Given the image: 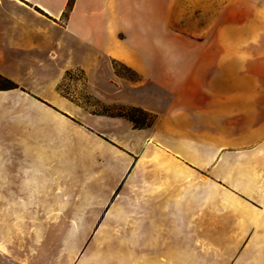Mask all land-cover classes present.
Instances as JSON below:
<instances>
[{
    "label": "rangeland",
    "instance_id": "1",
    "mask_svg": "<svg viewBox=\"0 0 264 264\" xmlns=\"http://www.w3.org/2000/svg\"><path fill=\"white\" fill-rule=\"evenodd\" d=\"M183 13L184 30L170 32L171 50L204 47L210 54L214 48L243 47L250 74L264 79V0H183ZM201 15L212 22L199 23ZM241 29L242 36L236 33ZM172 30L177 26L170 24ZM125 37L121 32L120 39ZM95 54L94 62L82 66L79 46L67 45L48 61L26 63L13 76L0 74V258H178L180 264H210L215 248L196 244L191 230L146 229L144 158L156 121L146 106L166 93L143 71ZM122 106L146 112L151 127L136 129L124 118L105 115ZM111 119L121 123L108 127ZM161 217L158 223L174 226L176 219ZM217 264L225 263L218 258Z\"/></svg>",
    "mask_w": 264,
    "mask_h": 264
},
{
    "label": "crops",
    "instance_id": "2",
    "mask_svg": "<svg viewBox=\"0 0 264 264\" xmlns=\"http://www.w3.org/2000/svg\"><path fill=\"white\" fill-rule=\"evenodd\" d=\"M68 3L0 0V74L48 61L72 44L81 50L82 66L100 53L143 71L166 93L146 106L156 115L144 158L146 229L191 230L196 244L215 248L210 264L218 258L225 264H264V79L250 74L248 52L214 48L208 59L210 48L171 50L170 32L184 30L183 0L176 5L76 0L64 19ZM202 18L212 22L206 15L196 20ZM120 123L106 121L108 127ZM142 166L141 160L139 173ZM159 214L162 221L176 219L174 226L158 223ZM0 264L180 263L178 258H0Z\"/></svg>",
    "mask_w": 264,
    "mask_h": 264
},
{
    "label": "trees",
    "instance_id": "3",
    "mask_svg": "<svg viewBox=\"0 0 264 264\" xmlns=\"http://www.w3.org/2000/svg\"><path fill=\"white\" fill-rule=\"evenodd\" d=\"M73 6V0H71L68 3V10H71ZM116 109V112L114 113H109L105 114L106 116L112 117V118H124L128 120L132 125L137 129H142L145 127H151V123L147 121L148 119V114L140 109L137 108H130V107H117L113 108ZM143 116L144 119L139 120L138 116L136 115ZM152 122V121H151Z\"/></svg>",
    "mask_w": 264,
    "mask_h": 264
},
{
    "label": "bare ground",
    "instance_id": "4",
    "mask_svg": "<svg viewBox=\"0 0 264 264\" xmlns=\"http://www.w3.org/2000/svg\"><path fill=\"white\" fill-rule=\"evenodd\" d=\"M0 248H1L2 250H5V248H4V247H2L1 245H0Z\"/></svg>",
    "mask_w": 264,
    "mask_h": 264
}]
</instances>
